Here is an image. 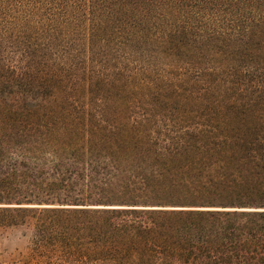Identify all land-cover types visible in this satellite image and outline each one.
Listing matches in <instances>:
<instances>
[{"label":"trees","instance_id":"trees-1","mask_svg":"<svg viewBox=\"0 0 264 264\" xmlns=\"http://www.w3.org/2000/svg\"><path fill=\"white\" fill-rule=\"evenodd\" d=\"M14 228L13 264H264V0H0Z\"/></svg>","mask_w":264,"mask_h":264},{"label":"rangeland","instance_id":"rangeland-1","mask_svg":"<svg viewBox=\"0 0 264 264\" xmlns=\"http://www.w3.org/2000/svg\"><path fill=\"white\" fill-rule=\"evenodd\" d=\"M23 228L0 231V263L13 264L12 257L29 246V236L23 235Z\"/></svg>","mask_w":264,"mask_h":264}]
</instances>
